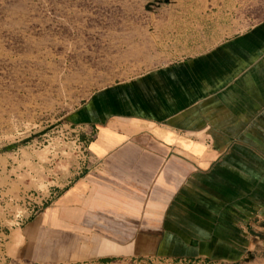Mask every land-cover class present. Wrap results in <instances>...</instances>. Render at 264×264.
<instances>
[{"label":"crops","instance_id":"1","mask_svg":"<svg viewBox=\"0 0 264 264\" xmlns=\"http://www.w3.org/2000/svg\"><path fill=\"white\" fill-rule=\"evenodd\" d=\"M67 120L92 164L61 172L53 202L15 233V258L236 262L248 252L264 218V16L95 90Z\"/></svg>","mask_w":264,"mask_h":264},{"label":"rangeland","instance_id":"2","mask_svg":"<svg viewBox=\"0 0 264 264\" xmlns=\"http://www.w3.org/2000/svg\"><path fill=\"white\" fill-rule=\"evenodd\" d=\"M263 16L264 0H0V264H32L14 257L15 233L53 202L62 171L92 164L71 111L97 89L206 50ZM249 239L236 262L145 253L109 264H264V218Z\"/></svg>","mask_w":264,"mask_h":264},{"label":"built area","instance_id":"3","mask_svg":"<svg viewBox=\"0 0 264 264\" xmlns=\"http://www.w3.org/2000/svg\"><path fill=\"white\" fill-rule=\"evenodd\" d=\"M78 141V145L82 148V151L87 155V157L89 158V155L87 153V149H86V145H85V142L83 140H79V138L77 137L75 139V142ZM83 153V154H84Z\"/></svg>","mask_w":264,"mask_h":264}]
</instances>
